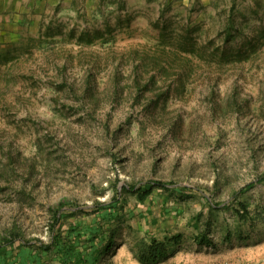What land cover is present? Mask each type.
<instances>
[{
	"label": "rangeland",
	"instance_id": "obj_1",
	"mask_svg": "<svg viewBox=\"0 0 264 264\" xmlns=\"http://www.w3.org/2000/svg\"><path fill=\"white\" fill-rule=\"evenodd\" d=\"M4 2L0 240L50 242L57 211L117 228L98 264H264V0Z\"/></svg>",
	"mask_w": 264,
	"mask_h": 264
},
{
	"label": "trees",
	"instance_id": "obj_2",
	"mask_svg": "<svg viewBox=\"0 0 264 264\" xmlns=\"http://www.w3.org/2000/svg\"><path fill=\"white\" fill-rule=\"evenodd\" d=\"M228 35L230 36L231 33ZM157 184L164 185L155 182L137 188L125 186L123 190L136 194L138 199L143 201L151 194ZM118 202L114 199L111 202L99 204L100 217L116 220L119 210L117 209ZM169 211L167 207H163L161 216L167 217L170 214ZM57 213L56 211L54 214L53 234L48 243L25 240L22 234L17 231H11L3 236L0 240V264H42V257L45 253L54 255L59 264H98L103 254L112 248L117 228L113 227L106 230L100 220L90 224L86 221L75 220L69 224L66 230L55 232V224L60 223L65 217V215H58ZM180 237L181 234H177L173 240L178 241ZM17 241L18 244L16 245ZM197 241L200 244L210 241L207 232H200ZM166 251V243L153 238L149 244L143 245L140 260L143 263L156 262Z\"/></svg>",
	"mask_w": 264,
	"mask_h": 264
},
{
	"label": "crops",
	"instance_id": "obj_3",
	"mask_svg": "<svg viewBox=\"0 0 264 264\" xmlns=\"http://www.w3.org/2000/svg\"><path fill=\"white\" fill-rule=\"evenodd\" d=\"M4 1L5 0H0V39L1 40L3 38H7L6 31L4 30H7L6 28H8L10 24L13 23L12 18H14L17 22H24L25 20V16H24L25 14L21 13V15H19V14H14L13 12H10L11 7L7 6ZM163 206L167 207V205H163ZM159 216L161 217V211H160V215H157V214L147 215L145 217V221H148V224H149L147 227L159 226L161 224V221H158Z\"/></svg>",
	"mask_w": 264,
	"mask_h": 264
}]
</instances>
